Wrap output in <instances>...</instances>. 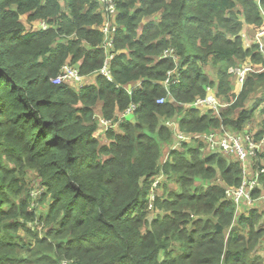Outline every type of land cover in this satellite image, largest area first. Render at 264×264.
I'll return each instance as SVG.
<instances>
[{
    "label": "trees",
    "instance_id": "16d2710c",
    "mask_svg": "<svg viewBox=\"0 0 264 264\" xmlns=\"http://www.w3.org/2000/svg\"><path fill=\"white\" fill-rule=\"evenodd\" d=\"M115 1L109 81L96 0H0V264H264V173L243 207L225 195L241 185V163L198 139L177 146L166 124L239 133L259 112L262 138L264 56L242 33L264 30V0ZM41 21L49 30H35ZM166 50L176 59H160ZM66 64L84 87L51 82ZM238 67L251 69L241 88L229 74ZM207 88L229 103L219 115L185 108ZM262 169L264 149L251 168ZM29 173L44 217L28 211ZM36 220L39 231L25 227Z\"/></svg>",
    "mask_w": 264,
    "mask_h": 264
},
{
    "label": "built area",
    "instance_id": "2783aa9c",
    "mask_svg": "<svg viewBox=\"0 0 264 264\" xmlns=\"http://www.w3.org/2000/svg\"><path fill=\"white\" fill-rule=\"evenodd\" d=\"M99 4V7L102 10H99L105 17L103 24L101 25V32L103 34V42L101 45V49L104 51L105 61L103 64L102 69L100 70L99 74L105 76L109 81L111 80V72H110V63L115 56L114 47H113V37L116 31L115 29V19L118 15V10L116 6L115 0H96ZM264 17V13H263ZM40 29H47V24L45 22L39 23L38 27ZM264 30L258 32L255 37L252 38L251 43L258 45L259 52L263 53V39ZM245 45L249 48L250 42L248 40L245 41ZM161 59H176L175 53L170 50H166ZM251 69L249 67H238L229 70V74H234L237 78L239 87L244 85L246 74L249 73ZM179 73H177L176 69L169 71L167 73V78L163 82V86L167 93H169V85L170 84H178L180 80L178 79ZM93 77H90V80ZM87 79L81 77L78 68L70 66V65H63L61 67L59 75H57L51 82L54 85H59L61 83H69V85L73 89H78L84 87L87 84ZM141 82L137 84L134 89H129L128 93L131 94L133 90H137ZM208 95L203 99H197L194 103L186 105L188 108H196L201 111H213L216 115H219L221 110L226 108L228 104L219 100L215 95V90L211 88L206 89ZM240 91V89H239ZM166 99L162 98L158 100V104H165ZM185 106V107H186ZM135 105H131L129 108L126 109L122 114L119 115V118H124L127 115L132 114L136 110ZM100 122L98 124V130L102 132L108 131L111 126V122L108 120L103 119L102 117L97 118ZM167 125H172L174 131V137L176 139V145L180 146L183 143H189L195 139H199L205 151H208L212 154H222L229 158H234L236 161H239L243 165V180L241 185L237 189L227 190L225 195L227 198H232L237 204L239 205H248L251 203L250 199V192L258 185V178L259 174L264 173V169L260 170L259 172H253L252 175L248 174L246 171V167L244 166L249 159L253 156L257 155V144L253 140V133L250 131H244L235 133L232 130L225 129L220 127L219 130L214 132L205 133L202 135H190L183 133L182 131L178 130V122L176 119L172 122L166 123ZM263 150V149H261ZM261 152V151H260ZM251 167V165H250ZM252 168V167H251ZM40 189V188H39ZM38 189V190H39ZM42 194L44 190H41ZM40 196V195H39ZM243 203V204H240ZM249 206V205H248ZM62 264H68L63 262Z\"/></svg>",
    "mask_w": 264,
    "mask_h": 264
},
{
    "label": "rangeland",
    "instance_id": "374dc122",
    "mask_svg": "<svg viewBox=\"0 0 264 264\" xmlns=\"http://www.w3.org/2000/svg\"><path fill=\"white\" fill-rule=\"evenodd\" d=\"M99 10H102V8L99 7ZM156 15H159V14H156ZM150 18H152V17H150ZM21 20L23 21L24 24H28V21H27L26 18H22ZM144 21H145L144 23H146L148 21V19H145ZM248 35H249V33H247V32L242 33V37L245 38L244 40L245 41L248 40L250 42V45H252L251 40H252L253 37L251 35H249V36ZM263 50H264V43H263ZM262 55L264 56V51H263ZM254 69H257V68H254ZM259 70H262V69H259ZM233 84H234V90L233 91L236 92V89L239 88V87L234 83V81H233ZM222 102H225V101L222 100ZM228 105H229V103H228ZM255 116H256V118L253 121L249 122L247 124V126L242 131H240V132L252 131V129H255L256 128V125H258L259 122H260V120H262V116L259 114V112H256L255 113ZM98 122H100V121L98 120ZM225 129L231 130L228 127L225 128ZM252 133L255 134V131H252ZM253 140H254V142L258 146L256 153L259 154L260 151L262 152L261 149H264V135L262 136V138L260 140H255L254 137H253ZM205 152L208 153V151H205ZM229 159H232V160L236 161L234 158H229ZM256 164H257V155H255L251 159H249L248 162L244 165L246 167V171H248V174L249 175H252V173L254 172V171L251 170V167H252V169H254V167L256 166ZM250 165H251V167H250ZM241 166L243 167L242 164H241ZM38 181H39L38 178H35V176L32 173H29L27 175L26 182H27V185L29 187V196H30V198H29V204H28V207L27 208H28L29 213H31V212L34 211L35 217L36 216L37 217H41V216L44 217V215L46 214L47 206H48L49 202H48V204H47V202L45 204L38 203V199L40 198L41 195L44 194V193L42 194V192H41V190L43 188L42 187L41 188L38 187ZM170 189L172 190L173 187L170 186ZM262 201H263V199H262V197H260V202H262ZM242 206L244 207L245 205H242ZM246 206H248V205H246ZM19 221L24 224V222L22 221L21 218L19 219ZM25 227L27 229L31 230V231H39L40 228H41V225L36 220V222H34V223H32V222L27 223V225ZM16 234L23 241H26V239L28 238V236L25 234L24 229H22L21 227H19L17 229Z\"/></svg>",
    "mask_w": 264,
    "mask_h": 264
},
{
    "label": "clouds",
    "instance_id": "9594fccd",
    "mask_svg": "<svg viewBox=\"0 0 264 264\" xmlns=\"http://www.w3.org/2000/svg\"><path fill=\"white\" fill-rule=\"evenodd\" d=\"M118 10V9H117ZM119 14V13H118ZM118 17V15L116 16V18ZM41 22H45V21H41ZM41 22H39V23H41ZM39 23L36 25V27H35V30H39L40 28H37L38 27V25H39ZM46 23V22H45ZM49 26L47 25V29L46 30H49ZM115 29H117V25H116V19H115ZM42 31H46V30H44V29H41ZM116 32V31H115ZM114 38H115V33H114V37H113V47H114ZM103 39H104V37H103ZM101 48V47H100ZM162 56V55H161ZM161 59V58H160ZM140 87V86H139ZM177 120V119H176ZM179 120V119H178ZM178 120H177V122H178ZM252 131H255V130H252ZM252 131H250V132H252ZM196 140V139H195ZM199 140V139H198Z\"/></svg>",
    "mask_w": 264,
    "mask_h": 264
}]
</instances>
